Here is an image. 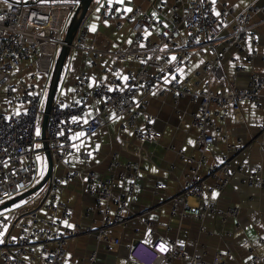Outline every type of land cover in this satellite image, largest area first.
<instances>
[{
    "label": "built area",
    "instance_id": "2783aa9c",
    "mask_svg": "<svg viewBox=\"0 0 264 264\" xmlns=\"http://www.w3.org/2000/svg\"><path fill=\"white\" fill-rule=\"evenodd\" d=\"M145 2V7L136 4L128 13L115 1L109 4L106 0H92L71 42L64 41L65 24L77 1L48 5L26 4L20 0L0 7V17H3L0 19V98L3 95L6 102L0 108V201L34 185L36 157L43 152L42 148L36 149L40 136L35 132L40 126L43 94L60 46L66 44L69 53L80 52L97 69L95 76L84 70L76 73L74 97L69 101L59 99L56 90L46 129L53 163L64 168L63 179L70 181L84 174L87 191L94 199L82 213L86 223H65L71 219L72 211L57 197L59 178L53 170L45 182L44 192L29 195L26 202L9 214L0 215V231L7 225L2 237L4 243L0 244V264H71L67 258L70 239L92 236L106 251H115L122 244L120 236L113 234L117 228L137 232L140 222L155 233V223L149 216L153 207L133 210L130 205L142 180L141 158L122 161L112 155L105 167L106 176L97 175L90 167L88 153L81 154L83 170L74 168L67 158L75 133L85 132L88 136L98 131L114 119L113 113L120 130L128 129L130 138L139 146L157 143L162 132L154 126L155 117L149 111L154 96L166 98L174 105L186 100L191 105L190 125L196 130V155L186 154L173 144L166 146L186 163L181 173L182 188L165 201L170 204V213L178 214V219L196 217L199 220L212 214L222 223L238 215L237 206L221 208L213 199L205 198L221 193L233 175L242 172L232 163V156L242 149L241 144L228 140L223 126L215 119L225 122L229 113L238 110L244 101L260 106L264 100V75L252 71L245 86L232 82L221 89H216L211 79L222 76V64L229 49L244 51L246 36L252 35L253 27L264 22V4L249 3L237 12L227 0H217L215 9L221 13L217 17L209 0ZM94 13L97 19L92 31ZM258 14L262 18L255 21ZM104 24L119 35L128 30L126 37L112 38L101 28ZM146 30L151 35L145 37ZM173 55L177 60L169 63ZM230 61L235 71L243 69L236 58L230 57ZM124 76L128 77L127 81L122 79ZM172 76L176 79L172 80ZM166 77L170 83H165ZM110 87L114 91L109 92ZM74 116L80 119L73 122ZM84 119L88 120L87 124ZM242 120L237 115L236 121ZM259 128L263 130L264 126ZM60 132L64 134L58 135ZM216 140L223 142L226 152L220 161L208 162L207 154ZM262 172L263 165H257L244 176V182L250 187L263 188ZM116 185L120 188L118 192ZM166 187L160 181L154 190ZM199 230L204 231V227ZM161 243L168 247L166 253L157 250ZM125 249L126 264L129 261L165 264L172 260L183 264H226L230 256L229 251L217 252L206 261L190 253L184 245L181 247L175 239L161 236L153 241L138 238L125 244ZM248 251L253 259L241 264H264V254H257L252 247ZM79 260L80 264H96L97 248L85 250Z\"/></svg>",
    "mask_w": 264,
    "mask_h": 264
},
{
    "label": "crops",
    "instance_id": "0c3cea01",
    "mask_svg": "<svg viewBox=\"0 0 264 264\" xmlns=\"http://www.w3.org/2000/svg\"><path fill=\"white\" fill-rule=\"evenodd\" d=\"M18 1L20 0H8L4 3L0 0V7ZM55 1L61 0H43V2L42 0H23L26 4H47V2L61 4ZM66 1L76 2L75 0ZM227 1L237 12L244 10L249 3L264 4V0H244L243 3L241 0ZM136 4L146 6L145 0H125L122 5L124 8H132ZM93 15L97 17L96 13ZM94 17L91 19V24L95 25L97 18ZM261 18L262 15L258 14L254 20ZM102 29L115 39L126 37L128 31L125 30L123 35H119L112 30L110 25L106 24ZM252 32V35L249 34L245 38L244 51L229 49L227 59L222 64V76L219 79H211L216 89L228 87L232 82L241 87L245 86L248 75L252 71L258 75H264V22L253 27ZM249 46L251 51H249ZM68 56L71 60L67 64L63 84L57 92V97L65 102L74 97L69 89L73 88V81L79 70H84L93 76L97 73V69L91 67L80 52L72 51ZM230 57L236 58L243 69L235 71V65L230 61ZM102 63L106 62L102 60ZM193 64L196 65V61ZM0 104V108L6 105L3 95L0 98ZM253 104L251 101H244L238 110L229 113L225 122L215 119L216 123L223 126L228 140L238 142L242 146L241 151L232 156L233 165L240 168L242 172H236L229 185L218 193L215 199H213V193L205 196V198L213 199L221 208L227 206L239 208L238 215L235 218H229L224 223L212 214H207L202 220L196 217L178 219V214H171L170 204L165 202L173 193L182 188L181 173L186 169V163L166 146L173 144L176 149H181L186 154L196 155L194 149L196 130L190 125L191 105L186 100H181L174 105L163 97L154 96L151 99L149 111L155 117L154 126L162 132V137L155 144L139 146L130 138L128 129L120 130L117 118L94 134L72 140V151L67 158L72 162L73 167L83 170L81 154L97 152L96 155L90 156L89 161L90 167L100 176H106L105 167L112 155H117L122 161L141 158L142 180L130 199V205L133 210L153 207L149 216L155 223V233H151L140 222L137 232H133L131 228H117L113 234L120 236L122 244L115 251H106L102 244H96L92 236L70 239L67 242V258L70 263L80 264L79 259L85 250L97 248L96 264H126L125 244L132 243L138 238L153 241L157 236L175 239L177 242L183 241L186 250L206 261H210L217 252L229 251L230 256L226 264L245 263L249 261L247 257L251 256L248 251L249 247H252L257 254H264V228L261 227L264 225V187H250L244 182V176L257 165H263L262 177H264V128L263 130L259 128L264 126V100L260 106L256 105L255 108L252 107ZM237 115H241L242 122L236 121ZM74 144L79 146V150L73 147ZM97 145H99L98 149ZM225 152L223 142L216 140L210 147L207 161L218 162ZM54 173L59 178L57 197L72 211L71 219L66 222L68 224L86 223L82 213L88 205L93 203L94 199L87 191L84 174L81 173L76 178L65 181L63 179L64 168L59 164L56 165ZM160 181L165 182L167 187L155 191L154 186ZM114 188L116 192L120 190L117 185ZM40 211L44 212V210ZM58 215L59 213H56V216ZM201 226L204 227V231L199 230ZM127 264L134 263L129 261ZM165 264H183V262L172 260Z\"/></svg>",
    "mask_w": 264,
    "mask_h": 264
},
{
    "label": "water",
    "instance_id": "95a60500",
    "mask_svg": "<svg viewBox=\"0 0 264 264\" xmlns=\"http://www.w3.org/2000/svg\"><path fill=\"white\" fill-rule=\"evenodd\" d=\"M75 1L78 2V5L76 6L75 10L70 16L67 27L65 29V33H64L65 42H71L75 34V31L78 27L79 22L82 20L83 16L85 15L88 7L90 6L92 2V0H75ZM68 55H69V47L66 44L61 45L57 53V56L55 58L54 66L51 72L48 88H47L45 99H44L43 113H42L39 128L41 130V135H40L41 148H42L43 154L47 162L46 172L43 178L39 182L35 183L31 188L27 189L26 191H23L22 193L14 197H11L10 199L6 201H3V203L0 204V210L4 209L5 207L9 205H12L13 203L19 201L20 199L24 197H28L29 195L39 191L45 185L47 178L53 172L54 163H53V159L50 153L48 143L46 141L48 113H49L51 104L55 98V93L57 90L61 71H62L64 62L66 58L68 57Z\"/></svg>",
    "mask_w": 264,
    "mask_h": 264
},
{
    "label": "snow or ice",
    "instance_id": "6c2138e0",
    "mask_svg": "<svg viewBox=\"0 0 264 264\" xmlns=\"http://www.w3.org/2000/svg\"><path fill=\"white\" fill-rule=\"evenodd\" d=\"M3 2H4V3H7L8 0H3ZM42 2H43V0H42ZM98 2H99V0H98ZM108 2H109V4H111V3L113 2V0H108ZM115 2L120 3V4H123V3L125 2V0H115ZM203 2H204V0H201V3H203ZM243 2H244V0H241V3H243ZM209 3H210L211 5H213V8H212L213 15L219 17V16L221 15V13L215 9V5H216V3H217V0H209ZM236 6L238 7L239 5H236ZM97 11H99V8L97 9ZM124 11L130 13V12L133 11V9L130 8V7H127V8L124 9ZM155 15H156V14L153 13V16H155ZM0 19H3V17H0ZM165 27H167V25H165ZM95 28H96V26H95V25H92L91 30H92V31H95ZM148 35H151V33H150V32H147V30H146V31H145V37H147ZM165 35H167V33H165ZM249 39H251V37H249ZM196 42L199 43L198 40H197ZM143 46H144V45L141 44V47H143ZM164 47H165V49H166V48H167V45H165ZM163 50H164V49H161V51H163ZM249 51H251V47H250V46H249ZM149 59H151V57H149ZM176 60H177V57H176L175 55H173V56H171V57L169 58V63L174 62V61H176ZM142 62H144V61H142ZM201 63H203V61H201ZM198 66H199V65H197V67H198ZM178 71L183 72V69H179ZM122 79H123L124 81H127V80H128V77H127V76H124V77H122ZM171 79H172V80H175L176 77H175V76H172ZM170 82H171V81L166 77V78H165V83H170ZM91 86H92V84H89V87H91ZM69 91H72V89H69ZM108 91L111 92V91H114V89L110 87V88L108 89ZM153 95H155V92H153ZM77 103H78V102H77ZM242 103H243V102H242ZM62 107H67V105H62ZM252 107L255 108L256 105L253 104ZM17 114H19V112H17ZM89 115H90V114H89ZM113 117L115 118V113H113ZM79 119H80V118L75 117V116L72 117V121H73V122H77ZM83 122H84L85 124H87V123H88V120H87V119H84ZM35 134H36V136H40V135H41V130H40L39 126L36 127V132H35ZM63 134H64L63 132L58 133V135H63ZM93 134H94V133H93ZM86 135H87V134H86L85 132H79V133H76V134L72 137V139H73V140H78V139H80L81 137H84V136H86ZM189 143H193V142H192V141H189ZM36 147H40V145H37ZM73 147H74V148H77V150H79V146H78V145H75V144H74ZM96 148L98 149V148H99V145H97ZM88 155L91 156L92 153L90 152V153H88ZM37 159H39V157H38ZM221 163H223V161H221ZM245 163H247V161H245ZM153 171H155V169H153ZM217 196H218V193H213V199H215ZM0 203H3V201H0ZM17 206H18V205H17ZM2 214H3V213H0V215H2ZM65 223L67 224L66 221H65ZM68 226H69V227H72L71 225H68ZM249 227H251V226L249 225ZM261 227L264 228V225H261ZM6 231H7V225H4L3 231H0V244L4 243L2 237L4 236V234H5ZM149 231H150V230H149ZM13 239H15V238H13ZM145 242H147V241H145ZM178 243L180 244L181 247H183V241H180V242H178ZM157 250L160 251L161 253H166L169 249H168V247H167L164 243H161V244L159 245V247H158ZM247 259H248V260H252L253 257H252V256H249V257H247Z\"/></svg>",
    "mask_w": 264,
    "mask_h": 264
},
{
    "label": "rangeland",
    "instance_id": "374dc122",
    "mask_svg": "<svg viewBox=\"0 0 264 264\" xmlns=\"http://www.w3.org/2000/svg\"><path fill=\"white\" fill-rule=\"evenodd\" d=\"M99 1H101V0H99ZM55 2H57V3H64V2L65 3H68L69 1L61 0V1H55ZM47 4L49 5L51 3L47 2ZM93 17H94V15L91 16V19ZM69 19H70V16H69V18H68V20H67V22L65 24V28L67 27V24H68ZM92 25H94V24L93 23L91 24V28H92ZM103 26L105 27V24ZM103 26H102V28H103ZM58 51H59V49H58ZM70 60H71V57L68 56L66 58L65 62H64V65H63V68H62V71H61V75H60V78H59L58 86H57V91L60 90V88H61V86L63 84L64 77H65L66 72H67V64H68V62ZM49 80H50V77L48 79V82H49ZM48 82H47V85H48ZM45 95H46V93L43 94V97L44 98H45ZM37 145H40V147H36V149H40L41 148V142H37L36 143V146ZM38 157H39V159H37ZM35 163H36V168H35L34 184L37 183V182H39L43 178V176H44V174L46 172V169H47V162H46V158H45L43 152L42 153H38V155L36 157ZM56 165L57 164H54L53 170L55 169ZM45 189H46V186L44 185L39 191H37L35 193H42V192L45 191ZM35 193H33V194H35ZM27 200H28V197H24V198L20 199L19 201L13 203L12 205H9V206L5 207L4 209H1L0 210V213L9 214L14 208L17 207V205L19 206L22 203L26 202ZM2 201H4V200H2Z\"/></svg>",
    "mask_w": 264,
    "mask_h": 264
}]
</instances>
